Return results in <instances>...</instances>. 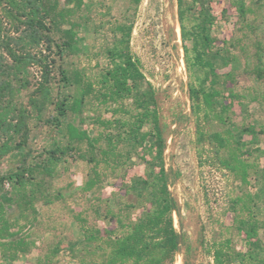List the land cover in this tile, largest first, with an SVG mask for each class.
<instances>
[{"label":"rangeland","instance_id":"rangeland-1","mask_svg":"<svg viewBox=\"0 0 264 264\" xmlns=\"http://www.w3.org/2000/svg\"><path fill=\"white\" fill-rule=\"evenodd\" d=\"M244 1L242 12L239 0H0V201L16 233L0 239V264H107V230L124 238L140 222L148 257L122 264H248L237 256L248 251L238 229L248 192L256 194L264 256V0ZM204 14L212 20L210 51ZM126 47L140 59L159 111L162 138L149 136L145 146L119 140L139 110L137 97L113 95L104 79ZM77 76L92 88L81 115L70 109ZM212 84L227 104L226 122L204 99ZM60 102L68 108L62 117ZM68 122L96 145L71 141ZM234 125L258 130L256 139L244 136L242 151ZM233 152L249 165L247 181L228 165ZM17 172L28 193L38 189L28 203L18 202L9 178ZM83 228L101 233L89 241ZM8 239H22L27 250L10 257Z\"/></svg>","mask_w":264,"mask_h":264},{"label":"trees","instance_id":"trees-1","mask_svg":"<svg viewBox=\"0 0 264 264\" xmlns=\"http://www.w3.org/2000/svg\"><path fill=\"white\" fill-rule=\"evenodd\" d=\"M135 3H139L141 0H133ZM241 10H244V0H239ZM212 24V20L209 14H204L201 30L203 34L204 44L208 51L211 50L212 39L210 36V25ZM124 30V37H126V41H128L130 37V30L125 32L126 28H122ZM63 46H71V42L68 40ZM122 61L117 64L114 68L109 69L106 72L105 81L111 82L112 85V93L117 97L127 98L135 95L137 97V105L138 112L134 116L133 121L124 122V134L119 135V140L122 141L124 139L130 140L136 145L145 146L146 141L149 136H154L158 140H161L162 133L160 128V117L157 102L155 99V92L149 80H147L142 67L141 61L139 58L135 57L130 50L126 47L123 50ZM208 66L210 67L209 72L213 77L212 81L215 83L218 80L219 73L217 71V67L214 62L209 61ZM231 73L228 72L227 76H230ZM63 78L68 80V75L64 72ZM76 84L81 86L79 93L73 96V102L71 104V110L74 113H78L81 115L83 105L85 103V96L87 93L91 91L92 88L88 84H85L82 80L81 76H77ZM213 89H202V93L204 94V99L209 105L216 104L220 108V119L222 121H227L226 109L227 104L221 98L222 93L214 88V84H212ZM193 95L195 97L198 95V90L196 88L193 89ZM230 94L232 96H236V94L231 91ZM67 105L64 102H60L57 104V110L59 116H64L67 113ZM104 123V122H103ZM105 124V123H104ZM110 125V122L105 124ZM146 124L151 125L150 131H145L144 126ZM232 131L234 132L235 139L238 144L239 150L242 151L244 147L242 141L245 135H251L252 139H256L258 135V130L255 125L240 127V126H232ZM67 135L71 141L83 142L86 141L88 145L94 147L98 142V138L90 136L86 130L81 129V127L73 122H68L66 125ZM109 149L114 151L116 147L115 140L110 138L109 140ZM51 156L50 162L51 165H55L58 157L54 155ZM106 154L109 152L106 150ZM49 166V171L54 170V167ZM228 165L234 171H237L240 178L244 181L248 180L249 177V165L245 160H241L239 154L233 152L228 160ZM48 169V168H47ZM10 179L15 181V184L20 188V200L18 202L28 203V200H32V197L35 196L38 189H33L30 193L27 192V183L24 180L23 175L19 172L15 174H11L9 176ZM165 196L161 198V207L164 210L169 209L171 205L170 199L166 195L168 193V189L166 184L163 186L162 191ZM260 193L264 195V185L261 187ZM255 195L248 192L245 197H241L240 200L243 202V206L245 211L247 212L246 216L240 218L238 220V229L245 234L248 251L243 253L239 252L237 254L238 257H241L242 261L248 264H264V256L261 253L262 244L259 239V220L258 214L255 210ZM22 199L25 200L22 202ZM118 221L122 222L121 218ZM11 221L6 217V207L0 201V239L13 237L16 233L11 231ZM169 240L171 241V246L174 249L177 246L175 242V232L170 229ZM85 237L92 241L98 237L101 233L99 229L96 230H87L83 228ZM145 231H146V223L140 222L132 227V230L129 236L126 237H113L112 233L107 230V235L109 234L110 240H112V251L107 260V264H122L124 261L129 259H133L137 262L143 261L146 256L149 254L148 249L150 248V243L145 239ZM3 244L10 248L9 255L12 258H16L19 255L20 251L27 250V242L22 239H8V241H4ZM223 254V250L217 251V256ZM148 257V256H147Z\"/></svg>","mask_w":264,"mask_h":264}]
</instances>
